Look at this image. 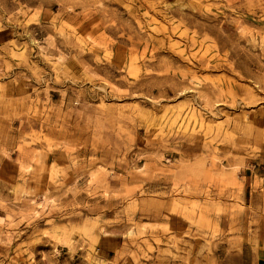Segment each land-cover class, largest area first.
Segmentation results:
<instances>
[{"label":"rangeland","instance_id":"1","mask_svg":"<svg viewBox=\"0 0 264 264\" xmlns=\"http://www.w3.org/2000/svg\"><path fill=\"white\" fill-rule=\"evenodd\" d=\"M0 264H264V0H0Z\"/></svg>","mask_w":264,"mask_h":264}]
</instances>
